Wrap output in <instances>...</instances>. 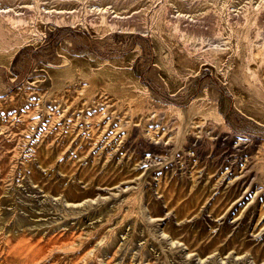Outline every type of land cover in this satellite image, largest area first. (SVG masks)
Returning a JSON list of instances; mask_svg holds the SVG:
<instances>
[{
    "label": "rangeland",
    "instance_id": "374dc122",
    "mask_svg": "<svg viewBox=\"0 0 264 264\" xmlns=\"http://www.w3.org/2000/svg\"><path fill=\"white\" fill-rule=\"evenodd\" d=\"M0 264H264V0H0Z\"/></svg>",
    "mask_w": 264,
    "mask_h": 264
}]
</instances>
